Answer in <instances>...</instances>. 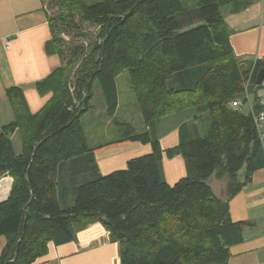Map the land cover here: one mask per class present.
Returning <instances> with one entry per match:
<instances>
[{"label":"trees","instance_id":"16d2710c","mask_svg":"<svg viewBox=\"0 0 264 264\" xmlns=\"http://www.w3.org/2000/svg\"><path fill=\"white\" fill-rule=\"evenodd\" d=\"M252 0H49L62 25L74 16L99 29L98 41L80 60L73 86L70 73L78 59L65 62L38 83L52 93L32 115L23 100H10L14 120L0 130V178L11 190L0 203V264H35L48 244L72 242L75 225L98 223L119 249L120 264H228L230 247L243 240L244 222H234L228 201L256 170L264 152L253 114L263 111L255 94L263 60H239L231 49L221 9L237 13ZM45 45L64 61L61 41ZM82 50L74 52V56ZM126 73L145 126L195 108L207 115L201 135L165 151L181 155L187 175L168 185L162 175L159 141L132 125L113 123L119 141L149 144L151 153L131 159L125 170L78 184L70 207L57 197L59 167L89 154L84 115L98 82L106 116L115 117L117 83ZM253 112L244 113L245 84ZM242 100L238 108L232 101ZM19 129L23 151L15 155L10 134ZM79 163V166H82ZM227 177V198L217 197L211 177Z\"/></svg>","mask_w":264,"mask_h":264},{"label":"crops","instance_id":"0c3cea01","mask_svg":"<svg viewBox=\"0 0 264 264\" xmlns=\"http://www.w3.org/2000/svg\"><path fill=\"white\" fill-rule=\"evenodd\" d=\"M48 2L0 0V130L14 120L15 108L11 99H22L26 111L35 115L52 98L51 92L41 90L38 86L53 70L63 65L58 55H49L45 51L46 43L52 38L46 10ZM221 16L229 32V43L234 56L239 60H263L264 0H252L246 9L237 13L231 11V6H225L221 9ZM117 92L118 107L115 115L119 112L118 83ZM255 96L264 111V91L258 90ZM189 109L193 108L168 114L145 126L142 131L149 130L158 139L163 152L162 175L170 186L186 177L187 170L181 155L169 158L165 151L178 146L183 139L190 140L201 135L203 123L208 122V117L194 108L195 111L189 113L188 117L177 120L167 129L162 120ZM248 112L250 108L244 111ZM87 113L95 111L89 110ZM102 113H106L105 104ZM258 132L264 152V121ZM10 141L14 154L20 155L23 144L19 129L10 134ZM150 153L149 144L120 142L118 137L93 146L89 154L67 161L58 171V181L65 183L64 186L57 187L60 206H72L74 190L78 184L93 180L99 175L125 170L129 160ZM79 163L83 165L79 166ZM227 182V177H211L210 184L217 197L227 198ZM228 206L232 221L247 224L243 230L242 242L229 249L228 264H264V167L253 172L241 191L229 199ZM75 231L72 242L59 246L49 243L47 254L37 259L35 264H120L118 245L111 241L108 232L100 224L80 223L75 225Z\"/></svg>","mask_w":264,"mask_h":264},{"label":"rangeland","instance_id":"374dc122","mask_svg":"<svg viewBox=\"0 0 264 264\" xmlns=\"http://www.w3.org/2000/svg\"><path fill=\"white\" fill-rule=\"evenodd\" d=\"M96 2H98V0H85V3L88 5L94 4ZM46 10L47 14L49 15V19L51 18L54 26V37L56 40L61 41L60 47L64 51L63 65H65V62L67 61H73L75 58L78 59L77 63L70 73V86L72 87L75 78L78 77V64L80 60L85 57V54L90 52L94 44L98 41L99 29L93 24L82 21L78 16H74V19L71 23L62 25L58 20L59 11L51 4H49V2L46 5ZM77 50H82V53L74 56V52H76ZM246 84L244 86L245 90ZM118 90L120 95L118 108L119 112L115 115V117L109 118L105 113H102L104 110L102 92L98 82H94V96L93 99L89 101V110L95 111V113H86L84 115L87 143L91 147L118 139V128L113 123L114 118L119 122L121 121L129 123L134 127L135 130H137V132H142L145 129V123L138 109L135 95L129 88L128 77L126 73L121 74L118 79ZM261 90L264 91V89ZM248 109L249 106L247 104L242 107L243 112ZM192 111L195 110L189 109L187 111L174 114L171 117H166L162 120V123L166 126L167 129L177 120L188 117L189 113H192ZM146 132L151 136V132L149 130H146ZM7 179L10 185V193L12 185L11 177L7 174L4 175L0 178V183L1 181ZM69 197L70 196H67V198ZM3 244L4 239L0 238V249L2 248Z\"/></svg>","mask_w":264,"mask_h":264},{"label":"built area","instance_id":"2783aa9c","mask_svg":"<svg viewBox=\"0 0 264 264\" xmlns=\"http://www.w3.org/2000/svg\"><path fill=\"white\" fill-rule=\"evenodd\" d=\"M244 60H247V59H244ZM247 86H248V82L246 84V90H245V93H244V97L246 99V104L249 106L250 108V112H253V103L251 102V100L249 99V94L247 93ZM261 86H264V80L262 81V84ZM259 104L261 105V103L259 102ZM242 105V100L240 99H236L234 101H232L231 103V106L233 108H238ZM253 121H254V124L256 125L257 127V130L259 131L260 129V125L261 123L264 121V111H260L256 114H253ZM261 138V136H260Z\"/></svg>","mask_w":264,"mask_h":264},{"label":"bare ground","instance_id":"6f19581e","mask_svg":"<svg viewBox=\"0 0 264 264\" xmlns=\"http://www.w3.org/2000/svg\"><path fill=\"white\" fill-rule=\"evenodd\" d=\"M9 181L8 179L7 180H3L1 181L0 183V200H4L7 196H8V193H9Z\"/></svg>","mask_w":264,"mask_h":264},{"label":"water","instance_id":"95a60500","mask_svg":"<svg viewBox=\"0 0 264 264\" xmlns=\"http://www.w3.org/2000/svg\"><path fill=\"white\" fill-rule=\"evenodd\" d=\"M263 80H264V67L257 73L254 85L256 87H260ZM7 198L8 196L4 200H1L0 203L6 201Z\"/></svg>","mask_w":264,"mask_h":264}]
</instances>
